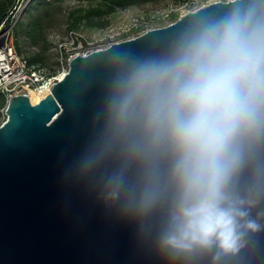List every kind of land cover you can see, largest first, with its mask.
Masks as SVG:
<instances>
[{
    "label": "clouds",
    "instance_id": "9594fccd",
    "mask_svg": "<svg viewBox=\"0 0 264 264\" xmlns=\"http://www.w3.org/2000/svg\"><path fill=\"white\" fill-rule=\"evenodd\" d=\"M226 2L223 16L185 26L162 54L122 59L82 161L122 160L108 196L140 218L163 207L157 244L173 260L235 256L261 230L258 201L238 181L264 142V0Z\"/></svg>",
    "mask_w": 264,
    "mask_h": 264
},
{
    "label": "water",
    "instance_id": "95a60500",
    "mask_svg": "<svg viewBox=\"0 0 264 264\" xmlns=\"http://www.w3.org/2000/svg\"><path fill=\"white\" fill-rule=\"evenodd\" d=\"M230 7L211 1L164 27L73 56L37 104L26 92L9 97L0 124V264H264V142L238 181L258 201L251 215L261 230L218 261L215 250L187 262L171 259L157 244L164 208L140 218L108 196L106 177L122 165L117 155L92 168L82 163L100 139L105 94L122 59L162 54L185 26Z\"/></svg>",
    "mask_w": 264,
    "mask_h": 264
},
{
    "label": "rangeland",
    "instance_id": "374dc122",
    "mask_svg": "<svg viewBox=\"0 0 264 264\" xmlns=\"http://www.w3.org/2000/svg\"><path fill=\"white\" fill-rule=\"evenodd\" d=\"M30 6L29 14L25 11L31 0H15L10 12V19L22 21L26 25L30 19L39 20L41 32L29 37L21 31L14 30L13 40L16 51L33 64H40L50 71L56 67L59 49H70L72 41L81 40L89 48L105 47L124 40L138 32L160 28L168 25L171 15L177 18L192 6L188 1L194 0H156L116 9L112 13L86 18L90 7H97V2L82 0H36ZM198 3L206 0H197ZM226 1V0H219ZM176 18V19H177ZM27 29V28H26ZM16 38V42H15ZM34 41H33V40ZM61 46V48H59ZM5 99V98H4ZM6 104V103H5ZM0 109V124L3 122Z\"/></svg>",
    "mask_w": 264,
    "mask_h": 264
},
{
    "label": "built area",
    "instance_id": "2783aa9c",
    "mask_svg": "<svg viewBox=\"0 0 264 264\" xmlns=\"http://www.w3.org/2000/svg\"><path fill=\"white\" fill-rule=\"evenodd\" d=\"M211 1L215 0H206L200 3H198L197 0L188 1L192 6L185 12L194 11ZM14 24L15 21L9 25H6V23L0 24V95H2L6 101H8L9 97L15 94L25 92L27 88H32L37 91L51 88L52 84L60 80V76L66 73L68 70V61L73 56H86L92 51L103 49L110 45L89 48L81 40L76 42L72 41L69 50L62 51L59 49L56 67L53 71H50L40 64L30 63L25 56L16 51L13 40ZM143 32L144 31L138 32L126 39L134 38ZM59 48H61V46ZM2 115L5 120V111L2 112Z\"/></svg>",
    "mask_w": 264,
    "mask_h": 264
},
{
    "label": "trees",
    "instance_id": "16d2710c",
    "mask_svg": "<svg viewBox=\"0 0 264 264\" xmlns=\"http://www.w3.org/2000/svg\"><path fill=\"white\" fill-rule=\"evenodd\" d=\"M14 1L15 0H0V24L6 23V25H9L10 23H12V20L10 19V12L14 7ZM82 1L97 2V7H90L86 11L87 13L86 18H90L91 16H100L103 13H112L116 9H122L125 8L126 6H132L146 2H153L156 0H82ZM36 2H37L36 0H31L30 5L25 11L24 16L29 14L28 12L31 9L30 6H35ZM176 18H177L176 15H171L170 22L175 21ZM21 22L22 21H15V24L13 26V32L16 29L18 30V28H21L22 32L25 33L26 30V33L29 35V37L33 38L35 34H37L38 32L40 33L42 30V25L41 23H39L38 19L32 18L30 19V22L27 23L26 25H24V23ZM15 42H16V38H15ZM33 61L35 60H29L30 63H32ZM5 103L6 100L2 95H0V109L6 106Z\"/></svg>",
    "mask_w": 264,
    "mask_h": 264
},
{
    "label": "bare ground",
    "instance_id": "6f19581e",
    "mask_svg": "<svg viewBox=\"0 0 264 264\" xmlns=\"http://www.w3.org/2000/svg\"><path fill=\"white\" fill-rule=\"evenodd\" d=\"M63 77V75L60 76V79ZM27 97L31 104H37L39 103L44 97L50 94V88H46L40 91L34 90L32 88H27L25 90Z\"/></svg>",
    "mask_w": 264,
    "mask_h": 264
}]
</instances>
